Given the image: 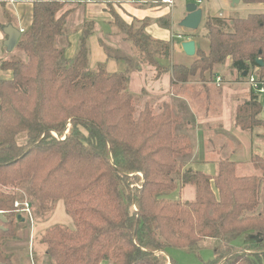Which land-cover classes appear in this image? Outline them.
Instances as JSON below:
<instances>
[{"label": "trees", "instance_id": "1", "mask_svg": "<svg viewBox=\"0 0 264 264\" xmlns=\"http://www.w3.org/2000/svg\"><path fill=\"white\" fill-rule=\"evenodd\" d=\"M63 5L36 0L31 25L13 50L24 60L14 52L0 59V69L12 72V81H0V212L7 220L0 263L13 264L1 247L15 238L13 226L23 218L13 205L25 193L31 216L46 220L62 201L72 220L73 229L55 225L42 235L49 264H177L167 257L169 248L193 250L203 239L216 245L213 258L201 264H264V158H251L257 174L249 176H237L228 158L217 162L212 175L190 168L192 148L180 116L166 102L156 109L145 102L138 110L127 88L129 74L144 66L163 74L167 68L158 60L170 56V46L150 38L146 22L127 23L110 9L132 57L104 51L125 60L128 69L108 73L103 63L90 68L92 22H84L68 60L55 45L70 13L62 12ZM10 23L0 22V30ZM203 25L208 52L196 51L190 66L173 65L174 83L205 75L213 80L228 61L239 80L256 72L264 82V13L208 16ZM262 113L251 92L236 105L234 127L246 133L264 128ZM188 186L193 201L166 198ZM246 234L259 240L234 245Z\"/></svg>", "mask_w": 264, "mask_h": 264}, {"label": "crops", "instance_id": "2", "mask_svg": "<svg viewBox=\"0 0 264 264\" xmlns=\"http://www.w3.org/2000/svg\"><path fill=\"white\" fill-rule=\"evenodd\" d=\"M35 1L36 0H0V22L2 24L11 22L9 25L19 30L22 35L31 25L32 7ZM181 1L185 2V7H182ZM196 1L197 0H61L64 4L62 12H70L65 24L66 27L68 26V30L71 26V28L76 27L77 31L79 30L80 37V31L82 30L84 22H92L93 24V34L89 37L91 50L93 51L89 59L90 66L93 64L95 67L96 64L103 63L108 73L124 72V70L129 67V64L125 60H118L114 57L108 58L104 51L103 46L106 47V45H109L122 52H119V57H127L129 59L132 57L130 44L123 39V36L118 33L117 29L112 25L113 18L110 14V9L127 23L134 20L146 22V34L153 40L167 43L170 46V56L168 58L161 57L158 60L162 66L167 68L163 74L158 76L154 67L144 66L140 72L133 71L130 74L127 88L129 92L132 90L136 94H146V99H152L154 101V106L163 102L168 103L172 112L175 115H179L182 120L186 116L189 117L191 109H193L196 114L193 115L192 121L199 131L203 143H201L199 137V145L195 147L193 159L205 162L206 157L211 155L216 156L220 152L216 151L217 153H214L213 150L206 146L209 138L212 136L210 132H208V130H210L208 125L212 123H215V125L220 124L224 129L229 130L224 131L217 129V132L214 131L216 135L221 137L226 136L227 138H225L232 145L235 147L240 146L239 137L236 136L239 134L237 132L231 133L235 128L234 111L240 100H246L249 97L251 90L247 83L248 80L241 81L236 74L228 72L229 61L226 62L225 65L217 68L215 77L213 80H210V82H200L199 80L191 81L192 79L186 83H174V81H172L170 70L173 65L190 66L196 60V51L203 53L208 52V49L205 51L202 45L203 43L201 44L195 31H189L180 27V22L186 16V6L191 3L196 4ZM200 2V4L196 5L202 10L201 23L204 22V18L208 16L224 19L229 18V16L232 17L231 14L235 13L234 9L238 4L242 3L240 0L237 5L231 6L230 0H200ZM257 5L259 9L264 10V5ZM205 10L206 14L204 15ZM220 12H227V14L224 15ZM167 22L168 27H164L167 25ZM175 26H178L177 30ZM186 34H193L194 36L185 37ZM177 36H181L182 39H179ZM6 39L7 37L0 30V44L3 48V42ZM175 40L179 42L176 43ZM186 41L194 42L195 54L192 57L186 56L181 48V44ZM4 50L5 53H7L5 48ZM227 75L231 78H228ZM216 78H220L221 82L217 83ZM10 80H12V72L0 69V81ZM191 91L195 93L192 95L190 94ZM202 95L204 96L203 98L201 97ZM214 96H218V98L220 96L222 100H220L219 105H217L218 112H214L213 114L212 111H216V108L213 110L212 107L210 108V105L211 99H213ZM198 98L203 99L201 102L202 107H197L195 104ZM201 108L204 113H200ZM208 109H211V116L208 115ZM182 126L183 130L189 128L191 126V120L187 121ZM251 135L259 140L264 139V128L254 129ZM252 157L253 156L250 155L247 162L249 167L252 166L250 162ZM227 158L229 159V157ZM197 171L204 172L202 170ZM11 245L14 244H7L5 246L6 249L11 251ZM23 264L28 263L24 262L23 259Z\"/></svg>", "mask_w": 264, "mask_h": 264}, {"label": "rangeland", "instance_id": "3", "mask_svg": "<svg viewBox=\"0 0 264 264\" xmlns=\"http://www.w3.org/2000/svg\"><path fill=\"white\" fill-rule=\"evenodd\" d=\"M102 1V0H101ZM182 7H185V2L181 1ZM258 5H253V4H245L241 3L238 4V6L234 9L235 13L231 14L233 17H239V18H245L248 15L251 14H260L264 13V10L259 9L257 7ZM205 7V6H204ZM261 10V11H260ZM221 14L226 15L227 12H220ZM206 14V10L204 11V15ZM230 17V16H229ZM222 19V18H221ZM224 19V18H223ZM72 27V26H71ZM68 30V26L66 27L65 25V34L64 37H60L56 39L55 45L57 47L63 48L64 49V55L66 59H72L77 50L78 46V41H79V30L77 31L76 27H73ZM67 28V29H66ZM175 29H178V26H175ZM81 32V31H80ZM196 35L200 39L201 44L204 46L205 51L208 49V43L206 39L204 38L205 34V29L203 22L200 24L199 28L195 31ZM188 33V32H187ZM187 36V34H186ZM185 36V37H186ZM65 39H66V45H65ZM63 40V41H62ZM176 43L179 41L175 40ZM88 46H89V58L92 56V50L90 46V41L88 39ZM106 47L109 49L110 53L112 55H119L121 52L119 49L112 48L109 45H106ZM4 52V53H3ZM7 52V51H6ZM13 52L10 53H5L4 48L0 44V59H8L13 57ZM16 57L22 58L24 60V55L20 52H14ZM122 53V52H121ZM12 54V55H11ZM90 61V60H89ZM90 66V65H89ZM90 68H94V65L92 64ZM126 71V70H124ZM229 73H233L228 70ZM131 74V73H130ZM129 74V78H130ZM254 76H256V72H254ZM225 77V76H223ZM228 78H231L229 75H227ZM193 80H199L200 82H210L211 79H209L208 75H205L202 79L198 78V76L192 78L191 81ZM12 81V80H10ZM129 84V81H128ZM202 85V84H200ZM222 86V85H221ZM214 87V86H212ZM252 92V91H251ZM135 100L137 101V109L139 110L145 102L150 101V103H153L154 101L151 99H146V94H136L132 90L130 92ZM195 93L194 91H191L190 94L193 95ZM251 94V93H250ZM255 94V93H253ZM260 103L262 106H264V95H258ZM202 98L204 97L203 95L201 96ZM247 98V97H246ZM202 100L201 98H198L197 102L195 103L196 106L202 107ZM210 100V99H209ZM220 100L222 98L219 96H214L213 99H211V105L210 108L212 107L213 114L214 112H218L217 110V105H219ZM244 100H240L242 102ZM162 104V103H160ZM168 104V103H167ZM154 105V104H153ZM159 105V104H158ZM205 105V104H204ZM203 105V107H204ZM155 107V106H154ZM156 109V107H155ZM211 109H208V115L211 116L210 114ZM204 113V111L201 108V112ZM196 113L191 109V114L190 116H186L183 118L182 123L185 124L187 121L191 120V126L189 128H185L183 131L185 132V135L188 137L189 142L191 144V160L194 157L195 153V147L199 145V131L196 129L194 123H193V115ZM215 116V115H214ZM195 117V116H194ZM194 125V126H193ZM210 127V134L212 135L206 146L210 148L211 150L214 151V153H217L216 151H220L218 155L216 156H208L206 157V161H199L193 159L192 163L189 164L188 166L192 168L193 170H202L204 173L207 174H214L216 171V163L217 161L224 160L227 157H229L230 160L235 161L237 163V169H236V174L237 176H249V175H256L257 171L249 165H247L249 156H255L258 155L260 157L264 158V139H258L254 138L251 133H246V132H241L238 129L234 128V131L231 133L237 132L239 135H236L239 137V144L240 146L235 147L232 145L224 136H219L216 135V132L218 130H224V131H229L228 129H224L222 125H215V123H212L208 125ZM220 126V127H219ZM225 126V125H224ZM218 129V130H217ZM236 130V131H235ZM216 131V132H214ZM67 129L64 131V135L66 134ZM56 137V135L54 134ZM200 141L202 143V137H200ZM203 144V143H202ZM256 151V152H255ZM219 159V160H218ZM248 169V170H247ZM139 177L142 179V176L138 174ZM21 199L17 200L14 202V209L15 204H24L28 203L27 195L24 193L21 195ZM168 200L171 201H193L194 200V191L193 188L188 186L182 189H178L175 192L171 193L169 196L166 197ZM23 207V205H20L19 208ZM134 209V208H133ZM135 210V209H134ZM20 213V212H19ZM20 216L23 218V221L21 222H15V225L13 226V231L15 238L14 239H6L3 242V246L1 249H3L6 253H10L13 255V264H23V259L24 262H27L28 264H49V258L45 254V247L43 244L40 243V239L42 235L52 226L59 225L63 227H67L69 229H73V224L72 220L70 217H68L65 213L64 205L62 201H58L55 204V207L51 213V215L46 219V220H40L38 216L35 215L28 217L25 216L23 213H20ZM259 240V236L256 235H251V234H246L237 239L234 242V245L236 244L237 246H241L244 243H253ZM7 244H14L11 245L10 250L6 249ZM216 245V242L213 240H208V239H203L199 242L198 247L193 250H184V249H177V248H169L166 251V255L169 259H173L174 261L177 262V264H201L202 262H205L207 260H210L214 256V246ZM169 261V260H168ZM101 264H109L108 262H102Z\"/></svg>", "mask_w": 264, "mask_h": 264}, {"label": "water", "instance_id": "4", "mask_svg": "<svg viewBox=\"0 0 264 264\" xmlns=\"http://www.w3.org/2000/svg\"><path fill=\"white\" fill-rule=\"evenodd\" d=\"M239 1L240 0H230L231 6L237 5ZM201 19H202L201 8H199L195 3L188 4L186 6V16L180 22V27L189 31H196L201 23ZM2 32L7 37V39L3 42L4 48L8 53L12 52V50L16 46L21 36V32L10 25L6 26ZM181 48L184 54L188 57H192L195 54V45L193 41L183 42L181 44ZM255 61L259 67L263 66L261 60L256 59ZM261 117L264 118V113L261 114ZM18 219L21 218L18 217ZM6 222H7L6 218L4 217L3 213L0 212V231H6V229L3 226L4 224H6Z\"/></svg>", "mask_w": 264, "mask_h": 264}, {"label": "built area", "instance_id": "5", "mask_svg": "<svg viewBox=\"0 0 264 264\" xmlns=\"http://www.w3.org/2000/svg\"><path fill=\"white\" fill-rule=\"evenodd\" d=\"M168 3H171V2H168ZM200 0H197L196 1V4H200ZM179 39H182L181 36H177ZM216 82L217 83H220L221 80L220 78H216ZM248 85H249V88L250 90L255 93V94H258V95H264V82L262 81H259V79L257 77H255L254 75H251L249 78H248ZM20 205H23V207L19 208ZM15 208H16V212H20V213H23V214H26L28 217L31 218V212L29 210V206L27 203H24V204H15Z\"/></svg>", "mask_w": 264, "mask_h": 264}]
</instances>
